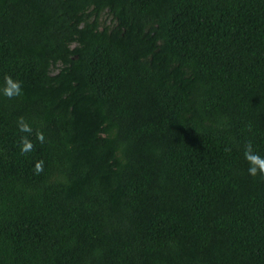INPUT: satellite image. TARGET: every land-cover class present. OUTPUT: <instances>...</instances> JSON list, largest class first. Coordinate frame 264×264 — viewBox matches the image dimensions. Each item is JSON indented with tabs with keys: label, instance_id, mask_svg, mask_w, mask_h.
Listing matches in <instances>:
<instances>
[{
	"label": "trees",
	"instance_id": "obj_1",
	"mask_svg": "<svg viewBox=\"0 0 264 264\" xmlns=\"http://www.w3.org/2000/svg\"><path fill=\"white\" fill-rule=\"evenodd\" d=\"M249 142L264 0H0V264H264Z\"/></svg>",
	"mask_w": 264,
	"mask_h": 264
},
{
	"label": "clouds",
	"instance_id": "obj_2",
	"mask_svg": "<svg viewBox=\"0 0 264 264\" xmlns=\"http://www.w3.org/2000/svg\"><path fill=\"white\" fill-rule=\"evenodd\" d=\"M2 94L9 98L20 97L23 94L22 81L14 79L11 75H5L4 77V87L2 89ZM19 131L22 133H31L33 131L30 124H28L23 117L18 120ZM37 139L43 143L45 140L44 134L42 132L36 133ZM21 153L26 154L34 149V144L27 136H22L20 138ZM244 158L249 164L248 172L252 177L257 175H264V157H262L258 152L254 151L252 144L249 142L244 151ZM44 170V162L38 161L35 164V172L37 175L42 173Z\"/></svg>",
	"mask_w": 264,
	"mask_h": 264
}]
</instances>
